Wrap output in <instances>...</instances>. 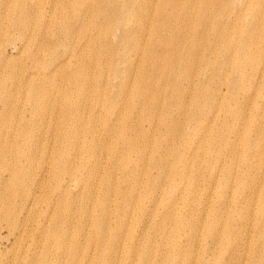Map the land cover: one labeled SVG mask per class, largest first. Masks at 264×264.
<instances>
[{"label": "rangeland", "instance_id": "rangeland-1", "mask_svg": "<svg viewBox=\"0 0 264 264\" xmlns=\"http://www.w3.org/2000/svg\"><path fill=\"white\" fill-rule=\"evenodd\" d=\"M56 2L55 27L64 26L71 12L81 13L78 27L94 37L99 27L101 39L83 56L94 62L99 79L81 90L70 84V70L59 67L63 62L52 77L31 71L33 82L54 93L61 87L68 96L36 94L32 102L45 107V116L42 123L28 116L27 128L68 127L66 142L79 150L87 146L86 161L96 148L92 132L115 122L131 92L140 123L111 137L127 178L151 181L138 188L128 181L125 189L166 200L153 205L145 199L155 210L154 223H135L134 232L143 233L133 242L145 239L147 260L118 248L110 257L103 254L101 264H264V0ZM115 10V17L105 18ZM66 50L52 45L41 60ZM78 132L88 144H76ZM106 147L109 152L111 145ZM8 246L3 243L2 255Z\"/></svg>", "mask_w": 264, "mask_h": 264}, {"label": "bare ground", "instance_id": "bare-ground-1", "mask_svg": "<svg viewBox=\"0 0 264 264\" xmlns=\"http://www.w3.org/2000/svg\"><path fill=\"white\" fill-rule=\"evenodd\" d=\"M55 4L56 0L46 4L41 0H0V264H101L103 254L110 257L118 248L147 260L150 249L145 239L141 245L133 242L143 233L134 232L135 223L145 220L143 224L149 227L150 219L154 223L155 210L145 206V199L153 205L166 200L158 203L148 191L132 196L131 187L125 189L128 181L138 188L148 187L151 180L127 178L129 170L119 166L117 142L111 137L114 131H133L140 123L137 106L130 103L132 93L121 101V112L112 125L92 132L96 148L86 161L87 146L79 150L66 142L68 127L52 130L48 125L44 132L27 128L28 116L40 123L45 116V107L32 102L36 94L42 91L60 99L68 96L61 87L54 93L47 85L33 82L31 71L52 77L63 62L59 67L70 70V84L81 90L97 77L93 72L96 65L83 56L101 39L99 27L95 25L97 37L79 28L76 20L82 16L76 12H71L64 26L55 27ZM117 11L105 18L115 17ZM126 34L123 31L122 37ZM52 45L67 50L47 54L48 61L43 62V52ZM9 47L15 53L11 54ZM84 66L92 67L83 72ZM71 105L83 108L75 102ZM54 108L58 113L61 110L59 105ZM81 137L79 132L75 135L76 144H88ZM107 145H111L109 152ZM115 169L120 180L114 178ZM250 197L255 202L254 195ZM260 198L264 206V192ZM126 240L130 242L127 248ZM3 243L9 246L2 255Z\"/></svg>", "mask_w": 264, "mask_h": 264}]
</instances>
